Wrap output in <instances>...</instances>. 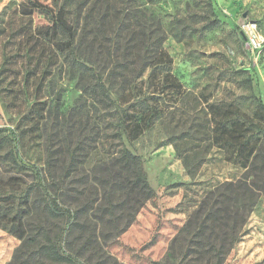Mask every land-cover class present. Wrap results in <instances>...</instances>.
I'll list each match as a JSON object with an SVG mask.
<instances>
[{
	"label": "trees",
	"instance_id": "trees-1",
	"mask_svg": "<svg viewBox=\"0 0 264 264\" xmlns=\"http://www.w3.org/2000/svg\"><path fill=\"white\" fill-rule=\"evenodd\" d=\"M159 1L93 0L86 8L76 43L62 56L63 64L81 83L83 102L70 112L69 120L58 111V96L50 106L37 99L26 113L34 127L44 125V168L37 170L18 160L16 134L0 128V230L20 242L7 264H120L109 246L156 196L142 157L125 144L141 136L144 117L135 119L119 104L132 101L137 83L149 70L158 73L171 65L164 51L163 22L150 12ZM200 1L214 16L211 0ZM71 3L54 0L61 10L70 9ZM198 19L199 28H192L195 32L211 31L220 24L204 11ZM59 27L66 37H73L69 26ZM4 34L0 29V40ZM48 74L46 66L37 90L44 87ZM243 89L250 93L222 110L213 128L208 118L203 125L210 127L206 136L210 146L222 150L226 162L243 174L211 190L171 239L165 256L153 264H225L245 236L248 219L264 196V123L242 108L251 101L261 105L250 77ZM169 95L175 106L167 115L172 120L179 117L178 125L185 126L191 116L183 108L190 105L192 94L167 73L163 86L150 99ZM136 97L147 99L142 90ZM90 105L96 112L94 119L101 122L92 137L85 135L82 126L89 123ZM51 117L56 121L55 132L47 130ZM195 124L191 121L188 130L170 137L167 144L195 140L190 130ZM92 155H98L99 161L87 169ZM179 158L190 175H196L205 163L200 158L192 165L180 152ZM27 171L36 173L38 180L29 183Z\"/></svg>",
	"mask_w": 264,
	"mask_h": 264
},
{
	"label": "rangeland",
	"instance_id": "rangeland-1",
	"mask_svg": "<svg viewBox=\"0 0 264 264\" xmlns=\"http://www.w3.org/2000/svg\"><path fill=\"white\" fill-rule=\"evenodd\" d=\"M92 1L72 0L70 9L61 10L54 0H0V29L5 30L0 40V128L16 134L18 160L37 170L44 168L46 132L43 123L39 129L34 127L26 113L37 99L50 106L51 100L58 96V111L63 119L69 120L70 112L83 102L81 83L63 64L62 56L76 43L82 17ZM211 4L214 16L200 0H161L150 7V12L163 22L164 51L171 65L158 73L149 70L137 83L132 101L120 103L119 109L133 114L135 119L144 117L141 136L132 144H125L142 157L156 196L146 203L130 229L109 246L108 251L120 264H153L161 260L171 239L202 199L219 185L241 177L243 170L227 163L222 150L210 146L206 137L210 127L208 123L207 128L203 125L208 118L213 128L222 110L234 99L250 93L249 89H243L247 77L252 79L261 105L251 101L242 108L264 123V50L252 56L239 28L243 23L256 22L258 32L264 35V0H211ZM200 11L211 19L215 17L220 24L204 33L193 31L192 28H199ZM59 26H69L73 37H66ZM46 66L49 74L44 87L37 90ZM167 73L192 94L190 105L183 108L191 116L185 126L178 125L179 117L172 120L173 116L167 115L175 106L171 95L161 100L150 99V94L163 86ZM139 90L147 96L144 101L136 97ZM91 108L93 105L89 107V123L82 125L89 137L101 128ZM191 121L196 123L190 128L195 140L167 144L170 137L188 130ZM47 122V130L55 132L53 117ZM179 152L195 166L200 158L205 160L196 175L187 172ZM98 161V155H92L87 169ZM25 179L29 183L38 180L33 171H27ZM245 230V236L225 264H264V196ZM150 242L153 246L147 247ZM19 244L0 230V264L12 259Z\"/></svg>",
	"mask_w": 264,
	"mask_h": 264
},
{
	"label": "built area",
	"instance_id": "built-area-1",
	"mask_svg": "<svg viewBox=\"0 0 264 264\" xmlns=\"http://www.w3.org/2000/svg\"><path fill=\"white\" fill-rule=\"evenodd\" d=\"M240 31L246 41V48L252 56L264 50V35L258 32L256 22H247L240 25Z\"/></svg>",
	"mask_w": 264,
	"mask_h": 264
},
{
	"label": "water",
	"instance_id": "water-1",
	"mask_svg": "<svg viewBox=\"0 0 264 264\" xmlns=\"http://www.w3.org/2000/svg\"><path fill=\"white\" fill-rule=\"evenodd\" d=\"M244 17H246V15Z\"/></svg>",
	"mask_w": 264,
	"mask_h": 264
}]
</instances>
